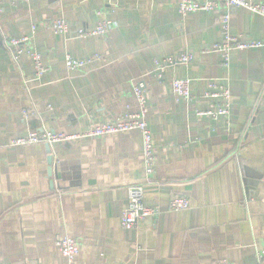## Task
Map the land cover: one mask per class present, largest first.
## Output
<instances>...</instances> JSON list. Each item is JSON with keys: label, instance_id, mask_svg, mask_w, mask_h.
Returning <instances> with one entry per match:
<instances>
[{"label": "crops", "instance_id": "0c3cea01", "mask_svg": "<svg viewBox=\"0 0 264 264\" xmlns=\"http://www.w3.org/2000/svg\"><path fill=\"white\" fill-rule=\"evenodd\" d=\"M180 1L0 0V263L67 264L54 241L68 236L80 248L72 264H257L264 247V47L232 52L221 68L219 54L201 50L220 42L219 17L227 11L181 17ZM56 19L69 24L67 36L52 30ZM100 20L115 24L107 36H77ZM32 26V47L47 72L26 85L31 61L12 63L5 42ZM229 31L264 42V17L230 11ZM185 50L194 56L189 65L155 76L154 59ZM96 54L105 60L65 70V56ZM174 78L190 79L195 99L174 96ZM207 79L228 86V118L195 116L208 107L199 98ZM140 80L155 154L148 181L136 131L50 146L51 174L45 144L9 145L29 131L80 135L134 113ZM29 108L37 117L25 121ZM139 184L144 204L159 214L126 231L119 219L127 187ZM176 197L187 198L190 210L168 211Z\"/></svg>", "mask_w": 264, "mask_h": 264}, {"label": "built area", "instance_id": "2783aa9c", "mask_svg": "<svg viewBox=\"0 0 264 264\" xmlns=\"http://www.w3.org/2000/svg\"><path fill=\"white\" fill-rule=\"evenodd\" d=\"M29 2V0H23ZM227 11L219 17V27L221 31L220 42L207 49L201 50V54L217 53L220 55V67L228 69L230 56L235 51H248L264 47V42L252 40L230 34V11L238 8L245 9L250 13L264 17V3H254L248 0H203L202 3L193 0H181L178 4V13L181 17L190 13L205 12L214 13L219 9ZM1 11V9H0ZM101 16L100 12L96 13ZM115 26L114 23L107 20H100L93 30H78L77 36L84 37H105ZM51 28L55 34L67 36L69 24L64 19H56L51 23ZM35 26L31 27L29 35L19 38H7L5 47L12 63L17 64L22 56H26L32 64V75L24 81L27 85L39 81L47 72V67L42 63L41 55L32 47L33 33ZM193 53L185 50L173 56L156 58L153 61V73L157 78H162L166 69L187 66L193 61ZM105 57L100 54L93 55L86 59H76L69 55L65 56L64 67L67 72L81 71L95 61H104ZM205 88L199 98L208 101V107L205 110H195L197 118L207 117L209 119L228 118L231 107V94L228 86L217 79H207ZM190 79H172L169 83L174 96L184 99L187 102L195 99L190 92ZM147 84L140 80L133 86V99L137 105V111L119 115L109 123H98L89 129L86 133L80 135H67L64 133H51L50 131L36 132L29 131L25 137L13 139L9 145L30 146L45 144L53 146L57 143L69 141L77 138H101L119 133L136 131L141 137V156L145 180L148 181L155 172V154L152 134L147 123ZM36 112L28 109L24 112V120L28 121L35 117ZM37 117V116H36ZM264 183V177L261 179ZM191 204L187 198L176 197L169 202L168 211L173 213L185 212L190 210ZM159 214L158 207H147L144 204V185H133L127 187V206L121 213L119 222L124 230H133L139 222L150 216ZM54 246L58 253L65 258L67 264H72L79 253V246L75 240L68 236L59 237L54 241ZM3 264V263H0ZM217 264H229L221 261ZM257 264H264V247L257 255Z\"/></svg>", "mask_w": 264, "mask_h": 264}, {"label": "water", "instance_id": "95a60500", "mask_svg": "<svg viewBox=\"0 0 264 264\" xmlns=\"http://www.w3.org/2000/svg\"><path fill=\"white\" fill-rule=\"evenodd\" d=\"M45 149H46V152L48 153V159H47V164L49 166L48 172H49V174H51V170H52V156L50 155V146L46 145Z\"/></svg>", "mask_w": 264, "mask_h": 264}]
</instances>
